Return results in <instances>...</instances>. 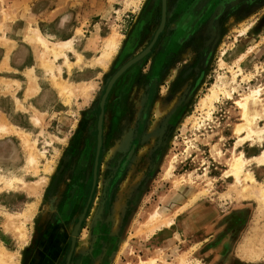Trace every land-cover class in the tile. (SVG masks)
I'll return each instance as SVG.
<instances>
[{"label":"rangeland","instance_id":"374dc122","mask_svg":"<svg viewBox=\"0 0 264 264\" xmlns=\"http://www.w3.org/2000/svg\"><path fill=\"white\" fill-rule=\"evenodd\" d=\"M160 21L161 0H0V120L14 130L0 137V178L14 180L0 184V264H66L82 214L68 264H264L240 254L264 230L257 203L225 176L240 152L264 151V131L243 144L234 134L252 90L264 113V0H167L150 52L106 98L92 189L101 98ZM34 30L68 46L54 56ZM215 87L208 117L200 100ZM258 164L244 170L262 181ZM155 212L171 223L148 233Z\"/></svg>","mask_w":264,"mask_h":264},{"label":"bare ground","instance_id":"6f19581e","mask_svg":"<svg viewBox=\"0 0 264 264\" xmlns=\"http://www.w3.org/2000/svg\"><path fill=\"white\" fill-rule=\"evenodd\" d=\"M30 40L33 43L40 45V47H42L44 51L50 50L54 54V56H56L57 54H62L61 50L63 49L64 46L68 45V42L66 41V42H58V43L52 44L51 45L52 47H50L49 44L51 43L45 40L38 30H34L33 36L31 37ZM107 42H108L107 46L109 49H111L112 46L115 47L116 45V41L112 39H110ZM104 57L105 58L103 59V61L106 59L107 56H104ZM62 91H64V88H62ZM221 93H222L221 87H217V88L215 87V88L210 89L209 93L200 100L201 107L206 108L208 110L206 112V115L208 117L211 116V112L214 108V104L218 101ZM230 94L231 93L227 94L228 97H230ZM259 95H260V89L252 90L250 94L244 96L241 100L236 101L238 108L241 110V121H242V123L238 125L234 130V134L238 136L239 138L238 144L240 143L243 144L244 142L245 143L253 142L255 140L254 138L260 139V136L262 135L264 131V129L258 127L257 125V120H262L264 118V113L258 111V107L256 108L257 103L259 102V100L257 99ZM11 134H14V130L10 128V126H8L7 124L1 122L0 120V137L5 136V135H11ZM130 157H131V154H129V158ZM251 161H255L259 164H264V151H262V153L259 156L254 157L249 160L245 159L243 157L242 152H240L238 156H235L234 161L230 165L228 171L225 172V176L226 177L231 176L234 179V183L230 185L229 192H233L234 194H236L238 198L251 199L255 203H257L258 209H257V216H256V221H255V223H257L259 220L264 221V178L262 181H257L254 178V176L250 173V171L244 170L246 165ZM28 162L34 163L33 156L29 157ZM2 181L3 180L0 178V184ZM13 185H14V180H9V179L8 181H5V182L3 181V184H1L2 188L4 187L11 188ZM11 216H9L10 219H12ZM10 219L8 221H10ZM170 223H171V219H168V218L164 219L159 215V213L155 212L154 214L150 216L149 220L147 221V231L148 233H152L157 229H162L164 226H168ZM10 225L11 224L9 223L8 226ZM257 225L253 233L251 234L253 236L251 237V239L247 240V242L244 244L243 249L240 252V254L244 257L251 258V259L260 258V257L264 258V241H263V245L256 246L255 244V240L257 236H260L259 233L264 231V230H260V227ZM4 254H7V252L5 253V250L0 248V261H1V258L4 257ZM7 256L8 254L5 255V257ZM179 264H186V263L184 261H180Z\"/></svg>","mask_w":264,"mask_h":264},{"label":"water","instance_id":"95a60500","mask_svg":"<svg viewBox=\"0 0 264 264\" xmlns=\"http://www.w3.org/2000/svg\"><path fill=\"white\" fill-rule=\"evenodd\" d=\"M166 8H167V0H161V21H160V25L151 41V43L141 52L139 53L137 56H135L133 59H131L130 61H128L126 64H124L109 80L105 92L101 98L99 107H100V113L98 115V121H97V137H96V153H95V160H94V167H93V180H92V189L95 186V182H96V174H97V167H98V157H99V153H100V149H101V144H102V124H103V114H104V105H105V101L106 98L112 88V86L114 85V83L116 82V80L127 70L129 69L132 65L136 64L137 62H139L140 60H142L151 50V48L153 47L154 43L156 42L159 34L163 31L164 29V25H165V21H166ZM133 152V149L130 151ZM84 219V214H82L79 218H78V222L75 225L73 232H72V238H71V246H70V252L67 256L66 259V264L69 263L70 257L72 256V251L74 249V243H75V238L78 234V229L80 227L81 222Z\"/></svg>","mask_w":264,"mask_h":264},{"label":"crops","instance_id":"0c3cea01","mask_svg":"<svg viewBox=\"0 0 264 264\" xmlns=\"http://www.w3.org/2000/svg\"><path fill=\"white\" fill-rule=\"evenodd\" d=\"M68 45H66V46H64L63 47V49L65 48V47H67ZM10 64V57L8 58V60L6 61V59H5V57L3 56V54L1 53L0 54V67L1 66H4V67H6V66H8ZM4 72H8L7 70H3ZM2 72V71H1ZM16 79H12V81H15ZM39 92H40V90L39 91H37L32 97H36L37 95H39ZM251 157H254V156H251ZM250 157V158H251ZM194 218L195 217H190V216H188V219H187V223H188V227H189V225L192 223L193 224V222H194ZM172 226V225H171ZM192 229H193V225H192V227H191ZM157 230H159V229H157ZM157 230H155V231H157ZM154 231V232H155ZM153 233V232H152ZM167 244H169V243H167ZM163 246H164V243L162 244ZM3 249V248H2ZM4 250V249H3Z\"/></svg>","mask_w":264,"mask_h":264},{"label":"flooded vegetation","instance_id":"af4514ba","mask_svg":"<svg viewBox=\"0 0 264 264\" xmlns=\"http://www.w3.org/2000/svg\"><path fill=\"white\" fill-rule=\"evenodd\" d=\"M167 9V8H166ZM165 26V25H164ZM133 149V151H134V146L133 147H131V149H130V151ZM130 151L128 152V154L130 153ZM128 154H127V156H128ZM129 160V159H128ZM127 157H126V159H125V162H124V164H123V166L127 163Z\"/></svg>","mask_w":264,"mask_h":264}]
</instances>
